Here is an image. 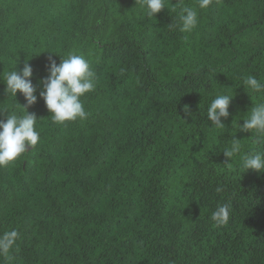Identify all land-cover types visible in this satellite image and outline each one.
I'll return each instance as SVG.
<instances>
[{
	"label": "trees",
	"instance_id": "1",
	"mask_svg": "<svg viewBox=\"0 0 264 264\" xmlns=\"http://www.w3.org/2000/svg\"><path fill=\"white\" fill-rule=\"evenodd\" d=\"M164 4L149 18L141 0H0V120L25 114L3 82L27 62L40 134L0 167V264H264V174L222 152L234 135L242 153L264 150L236 128L264 102L243 88L264 83V0ZM182 7L198 12L192 33L170 26ZM69 53L95 89L87 118L59 125L38 82ZM221 93L233 96L226 129L210 128Z\"/></svg>",
	"mask_w": 264,
	"mask_h": 264
},
{
	"label": "clouds",
	"instance_id": "2",
	"mask_svg": "<svg viewBox=\"0 0 264 264\" xmlns=\"http://www.w3.org/2000/svg\"><path fill=\"white\" fill-rule=\"evenodd\" d=\"M141 2L149 18H156L157 14L166 9L164 0H141ZM209 3L210 0H198V8L205 9ZM178 19V24L172 23L170 26L178 28L182 33H192L199 22L198 12L193 7H182ZM47 68L49 73L47 78L38 82L42 87L39 96L45 102L52 121L66 125L77 119H86L88 113L82 97L95 89L96 79L89 62L82 55L69 53L59 64L50 56ZM32 76L33 69L27 62L20 71H17L16 63L4 76L3 83L6 85L7 95L10 94L16 100L19 92L27 103L26 106L19 104L25 114L17 116L15 113H8L6 120H0V167L10 166L40 141V134L35 127L38 120L35 114L27 110L37 102V86L33 85ZM243 85L247 94L249 91L252 93L264 91V83L252 75L244 79ZM232 99L233 96L221 93L211 100L206 109V119L211 122L210 128L226 129L222 119L228 118ZM184 111L188 113L187 106ZM4 112L0 111V114ZM241 119H243L242 127L236 123V128L251 133V138L254 137L257 145H264V102L255 104ZM222 152L230 161L233 157L239 156L244 173L252 170L264 174V150L242 153L241 141L234 135ZM229 215L228 206L222 205L212 213L211 219L218 225H224L228 222Z\"/></svg>",
	"mask_w": 264,
	"mask_h": 264
}]
</instances>
